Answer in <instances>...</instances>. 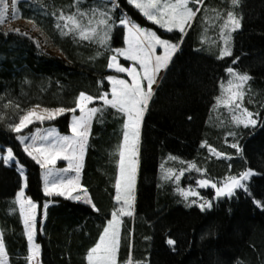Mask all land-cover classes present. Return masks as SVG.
<instances>
[{
    "label": "trees",
    "instance_id": "obj_1",
    "mask_svg": "<svg viewBox=\"0 0 264 264\" xmlns=\"http://www.w3.org/2000/svg\"><path fill=\"white\" fill-rule=\"evenodd\" d=\"M104 2L81 0V7ZM72 4L73 0H20L16 6L20 17L39 28L60 56L47 54L29 37L0 26V113L7 117L0 120V147H11L15 161L24 165V193L38 204L34 240L41 246L40 264H87V250L99 239L117 205V148L123 139L124 119L116 110L109 108L102 117L98 114L93 119L80 174V183L87 188L98 212L89 205L56 197L40 220L42 205L48 200L42 191L40 168L23 151L16 139L18 134L7 127L23 114L13 107L5 109L3 105L9 100L18 103L22 110L37 104L73 108L81 91L94 96L110 92L105 77L113 74L107 62L114 53L94 42L62 36L56 28L53 12L59 15L61 9L66 13L74 11ZM212 9L219 10L222 18L217 19ZM121 10L162 38L177 42L183 35V41L163 72L142 120L135 212L131 217H122L120 264L129 251L135 260L145 264H264V208L254 203L256 199L264 201V0H239L237 6L231 0H205L185 34L168 32L148 21L128 0H119L116 17ZM229 10L241 18V27L232 33L229 42L232 55L219 58L223 45L217 36ZM205 14L210 18L207 22ZM202 34L207 36L206 42L201 41ZM123 37V27L117 24L111 33L110 47H122ZM97 50L103 53L99 57L95 55ZM121 62L131 64L122 58ZM228 67L252 77L244 106L260 114L255 127L237 128L223 107H213ZM100 104L102 101L96 100L90 106ZM68 117L65 114L47 125L67 133ZM233 131L237 135L229 136ZM205 140L231 159L211 153L201 143ZM226 141L239 142L242 153ZM190 161L206 171L187 169ZM178 163L182 164L179 168ZM249 167L254 174L245 182L248 192L241 188L232 196L217 198L211 185H197L198 178L221 183L227 175H238ZM181 168L187 170L179 182L164 179L167 169H176L179 175ZM22 184L15 165H6L0 159V235L9 254L8 264H28V241L15 203ZM183 186H193L200 194L195 196L200 202L187 203L176 190ZM206 200L211 201L212 207L202 210L199 205ZM169 238L176 241L175 245L167 243Z\"/></svg>",
    "mask_w": 264,
    "mask_h": 264
},
{
    "label": "snow or ice",
    "instance_id": "obj_2",
    "mask_svg": "<svg viewBox=\"0 0 264 264\" xmlns=\"http://www.w3.org/2000/svg\"><path fill=\"white\" fill-rule=\"evenodd\" d=\"M204 2L205 0H128V3L133 5L148 21L168 32L175 29L181 34H185L192 26L194 18L201 12V6L204 5ZM231 4L237 6L239 0H231ZM16 6L17 0H12L13 17L16 15ZM70 7L74 8V11L66 13L61 9L59 15L53 12V16L56 18V28L60 34L62 36L72 35L74 39L78 37L83 41L94 42L100 48L107 47L108 51L114 53L108 56L107 68L115 69L119 73H127L130 80L116 75H108L105 79L110 82V93L104 91L102 94L94 96L81 91L74 101L73 108L63 106L48 108L37 104L27 110H22L18 103L14 104L11 100L5 103L3 107L5 109L13 107L17 112L23 111V114L19 115V121L8 123L7 127L18 134L16 139L23 146V151L39 165L44 193L48 196L55 193L72 200H80L82 193L84 202L91 205L97 212L99 208L88 194L87 188L80 183V174L91 125L98 114L102 117L103 113L109 108L116 110V113L123 117V140L117 148L120 157L114 196L117 206L113 207L111 218L107 219L99 239L87 250L86 254L87 264H120L118 256L122 238V217H131L135 212V184L139 164L141 122L154 94L153 85L158 82L161 70L168 67L173 54L179 50L183 35L177 42H173L170 39L162 38L152 28L142 27L125 14L116 17L115 10L119 8V0H106L102 4L93 3L88 8L81 7V0H73ZM7 9L8 4L5 3V0H0V23L4 22ZM204 11L207 13L208 9L205 7ZM212 11L215 12L217 19L222 18L219 10L212 9ZM209 19L205 14L204 21L207 22ZM117 24L123 26L125 46L112 49L109 41ZM240 27L241 18L234 11H227L226 18H223L219 31L220 39L224 42V47L219 49V58L232 55L229 46L231 33ZM11 31L20 32L18 28L11 29ZM21 34L28 35L27 32ZM201 41L206 42L207 36L202 34ZM158 47L163 48L162 53L157 52ZM102 54V51L97 50L95 55L99 57ZM117 56L132 61V65L124 66L118 62ZM93 58L90 57V59ZM236 60H239V57ZM235 62L234 60L233 63ZM226 71L229 74L227 85L221 83V94L215 98L216 104L213 107L223 106L227 109L230 114V122L237 128L241 125L245 128L255 127L260 121V114L258 112L254 113L244 106L247 85L252 77L247 72L238 71L234 67H228ZM99 83L102 84L103 80ZM96 100L102 101V104L90 106ZM77 109L79 115H75ZM64 112L73 113L69 124L71 135H61L54 127L36 128L28 136L19 134L22 129L28 127L34 121L41 123L51 121ZM6 118V113H0V120ZM228 135L236 136L237 133L233 131L229 132ZM201 143L207 146L209 151L217 157L231 159L229 154L218 151L206 140ZM231 147L236 149L237 153L243 151L239 142L232 143ZM170 158L173 160L179 159L178 157ZM2 159L5 164L14 159V152L11 147L3 152ZM57 159L67 161V167H55ZM17 164L26 186L27 178L23 171L24 165L20 164L19 161H17ZM229 167L231 168V165ZM187 169H195L197 172L206 171L197 167L196 163L191 161L187 162ZM187 169H179V175H176V169H167L164 179L171 180L174 178L176 182H179L180 177ZM72 173H75V175ZM253 174L254 170L249 167L238 175H227L221 183L213 182L211 179H200L197 184L200 187L211 185L215 189L217 198L232 196L236 189L242 188L245 192L249 191L245 182ZM177 191L185 198L200 195L199 192L191 188L177 187ZM15 203L19 206V215L28 241V255L26 257L28 264H40L38 258L41 246L34 240L37 229V204L31 197L25 196L24 187L16 192ZM192 203L195 204L196 201L192 200ZM254 203L264 208V201L256 199ZM44 207L47 208V203ZM199 207L202 210L206 207L210 208L212 207L211 201L206 200ZM167 243L175 245L176 241L169 238ZM8 256L5 242L2 235H0V264H8ZM123 264H145V262L135 260L131 251H129Z\"/></svg>",
    "mask_w": 264,
    "mask_h": 264
},
{
    "label": "rangeland",
    "instance_id": "obj_3",
    "mask_svg": "<svg viewBox=\"0 0 264 264\" xmlns=\"http://www.w3.org/2000/svg\"><path fill=\"white\" fill-rule=\"evenodd\" d=\"M20 0H17V3L19 2ZM5 3H7L8 4V9H7V13H6V17H5V20H4V22L3 23H0V26L2 27V29L3 30H5V31H11V29H16V28H18L19 30H20V32H19V34H21V33H25V32H27L28 33V35H25V36H27V37H29L43 52H45V53H47V54H50V55H56V56H60V52L52 45V43H51V41H50V39L39 29V28H37L32 22H30V21H27V20H23L21 17H20V15H19V12H18V10H17V7H16V15H15V17H13V9H12V0H5ZM121 14H125L124 13V11L123 10H121V12H120V14L119 15H121ZM126 15V14H125ZM119 25V24H118ZM123 27V26H122ZM237 30H239V28L238 29H236L235 31H237ZM173 31H177V32H179L178 30H173ZM11 32H15V31H11ZM234 32V31H233ZM232 32V33H233ZM180 33V32H179ZM232 33H231V39H232ZM23 35V34H22ZM231 39H230V41H231ZM217 40H219L221 43H222V45L223 46H221L220 48H223L224 47V42H223V40L222 39H220V34H218V36H217ZM125 46V44H123V46L122 47H124ZM157 52L158 53H162L163 52V48H161V47H158V49H157ZM121 58L122 59H124L125 61H128L129 63H131V64H124V63H122L121 62ZM117 59H118V62H120V63H122L124 66H131L132 65V61H129V60H127V59H125L124 57H122V56H117ZM109 69V68H108ZM110 71H112V75H116V76H119V77H121V78H125V79H129L130 80V77H128V75H127V73H119V72H117L115 69H109ZM165 71V69H163V70H161V72L159 73V79H158V82H159V80H160V78H161V76H162V74H163V72ZM228 79H229V74L227 73V77H226V79H225V81L223 82L224 84H225V86L227 85V81H228ZM158 82L156 83V84H154L153 85V88H154V90H155V88H156V86H157V84H158ZM110 83V82H109ZM110 93V92H109ZM220 94H221V89H220ZM219 94V95H220ZM221 107H223V106H221ZM223 109L225 110V112H226V115L228 116V118L230 119V114H229V112L227 111V109H225L224 107H223ZM222 113H224V112H221V114ZM65 114H68L69 115V117H68V132L67 133H60L54 126H51V125H47V123H49L50 121H44L43 123H41V122H39V121H34L32 124H30V125H28V127H26V128H24V129H22V131H21V133H19V134H21V135H24V136H28L31 132H34L35 130H36V128H41V129H46V128H50V127H54L56 130H57V132L59 133V134H61V135H71V130H70V128H69V124H70V122H71V119H72V115H73V113L72 112H64V113H62L60 116H63V115H65ZM75 115H79V110L77 109L76 110V112H75ZM60 116H57L56 118H58V117H60ZM52 121V120H51ZM35 124H38L39 126H37L36 128H34L33 130H31V131H27L26 129H28L30 126H33V125H35ZM141 124H142V122H141ZM226 128V127H225ZM141 129V128H140ZM123 140V139H122ZM20 143V142H19ZM227 145L228 146H231V141H227ZM21 147L23 148V146L21 145ZM4 151H6V149H2L1 147H0V159H2V155H3V152ZM212 153V152H211ZM27 154V153H26ZM31 158V157H30ZM32 159V158H31ZM3 160V159H2ZM33 160V159H32ZM34 161V160H33ZM35 162V161H34ZM67 161H65V160H63V159H57V161H56V165H55V167H57V168H65V167H67ZM11 164H14L15 165V167H16V169L18 170V172L20 173V171H19V167H18V164H17V162L15 161V159H12V160H10L9 161V163L8 164H6V165H11ZM181 163H178L177 164V167L179 168V167H181ZM39 166V165H38ZM40 168V167H39ZM23 171H24V168H23ZM166 174H167V171L165 172ZM24 174H25V172H24ZM73 175H75V173H72ZM119 174V165H118V172H117V175ZM66 175V174H65ZM40 178H41V186H42V191H43V181H42V176H41V169H40ZM225 178V177H224ZM223 178V179H224ZM201 178H198V180H200ZM22 180H23V184H22V187H24V189H25V182H24V179L22 178ZM197 180V181H198ZM223 182V181H222ZM198 185V184H197ZM181 188V187H180ZM182 188H184V189H189V188H191V189H193L194 190V187L193 186H187V187H185V186H183ZM177 190V189H176ZM178 192V191H177ZM43 194L45 195V196H47L48 197V200H46L44 203H43V205H42V208H41V211H42V217H41V219L40 220H42V218H43V216H44V212H45V207H44V205H45V203H47V205H49V204H51V202H52V199L53 198H56V197H60V198H63V199H69L68 197H65V196H60V195H58V194H53V195H51V196H48V195H46L45 193H44V191H43ZM178 194L185 200V201H187V203H191V204H193L192 203V200H195L196 201V203H199L200 202V199L199 198H197V197H195V196H189V197H187V198H185L183 195H181L179 192H178ZM26 196V195H25ZM27 197V196H26ZM81 199L80 200H72V199H69V200H71V201H74V202H78V203H82V204H85V205H89V204H87V203H85L84 202V198H83V194L81 193ZM201 199H203L204 200V198H201ZM195 203V204H196ZM37 204V203H36ZM90 207H91V205H89ZM117 206V205H116ZM92 208V207H91ZM37 214H38V204H37V209H36V217H37Z\"/></svg>",
    "mask_w": 264,
    "mask_h": 264
}]
</instances>
